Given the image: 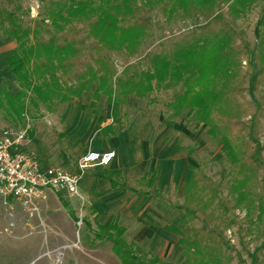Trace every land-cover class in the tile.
Here are the masks:
<instances>
[{
    "label": "trees",
    "instance_id": "1",
    "mask_svg": "<svg viewBox=\"0 0 264 264\" xmlns=\"http://www.w3.org/2000/svg\"><path fill=\"white\" fill-rule=\"evenodd\" d=\"M261 1L260 34L257 53L253 57L258 67L253 89H258L260 78H264V0H146L142 8L147 14L161 9L167 22L193 20L196 27L175 45L171 54L147 55L142 60L147 65L145 69L141 64H129L152 30L149 15L137 17L134 0L53 3L54 9L48 14L55 33L42 24L24 28L16 11L0 8V29L17 43L8 66L24 88L17 96L1 88L0 111L7 119L16 118L23 122V102L29 91H34L46 103L56 99L71 103L95 85L90 108L101 126L105 123L106 106L112 107V123L102 132L114 135L116 127L124 129L123 111L129 105L130 97L147 99L155 91H171L172 100L167 104L168 120L183 119L188 124L194 123L195 129L201 124L209 128L212 140L222 144L225 151L234 207L247 211L251 224L256 226L253 228L262 227L264 230V194L255 189L261 168L256 155L254 158L248 150L250 146L244 135L248 129L242 122L245 110L237 102V95L242 94L243 76L240 82L234 83L241 77V59L248 56L251 49L248 35L239 22ZM77 20L88 22L87 38L95 41L93 58L84 62L81 61L87 57L85 47L82 49L84 40L70 38L60 44L58 36L53 35L74 30L69 26ZM45 34L53 36L44 41ZM133 35L137 39L134 40ZM114 54L126 57L120 75L111 58ZM74 68L78 71L75 70L71 78L73 83L64 84L58 76L59 71L69 76V70ZM262 98L264 101V94ZM235 139L242 144L236 143ZM202 173L196 166L189 165V179L184 185L181 210L190 233L185 234L175 226L167 229L180 237L179 244L185 256L181 264H230L215 232L217 226L198 227L194 223L197 213H204L205 221L210 222L215 216L213 199L211 196L206 199L204 192L208 184L205 178L198 179ZM208 208L211 209L209 214L206 213ZM220 208L223 209L221 212L227 210L226 207ZM124 231L115 218L108 226L99 227L96 240L111 239L112 250L122 264H172L139 250L136 244L124 238Z\"/></svg>",
    "mask_w": 264,
    "mask_h": 264
},
{
    "label": "rangeland",
    "instance_id": "2",
    "mask_svg": "<svg viewBox=\"0 0 264 264\" xmlns=\"http://www.w3.org/2000/svg\"><path fill=\"white\" fill-rule=\"evenodd\" d=\"M145 1L134 0L138 18L149 15L142 8ZM64 2L67 0H0V8L16 11L17 19L24 28H33L36 24H42L55 33L48 11L54 9L51 4ZM262 8L263 2L261 1L239 22L248 35L251 49L250 54L241 59V77L234 83L240 82L243 76L242 94L237 95V102L245 110L242 122L248 129L244 134L246 143L250 146L248 150L254 158L256 155V161L261 168L255 189L264 194V181L262 180L264 177V101L262 100L264 78H260L258 89H253V79L258 72L253 57L257 53ZM149 17L152 22L150 36L142 41L141 49H137L136 56L131 57L129 62V64H141L144 69L147 65L142 60L147 55L161 52L171 54L175 45L186 38L196 27L193 20L179 23L167 22L161 9L151 13ZM69 27L74 30L68 31L67 34L53 35L58 36L57 40L60 44L64 39L76 38L81 42L84 40L85 44L83 43L82 49L85 47L87 57L86 59L83 57L81 61L91 60L94 56L95 41L87 38L88 22L77 20ZM53 35L45 34L44 41H48ZM133 38L135 40L137 36L133 35ZM16 47V41L12 37L5 36L0 29V89L6 88L13 96L19 95L24 89L8 66V59ZM111 58L120 75L126 57L114 54ZM75 70L77 69L69 70L71 71L69 76L59 71L58 76L64 84L71 85ZM95 89L96 86L93 85L89 92L83 94L82 100L78 99L76 105L73 101L61 103L57 99L46 103L41 101L34 91H29L23 102L25 105L23 122H19L16 118L7 119L3 111H0V141L10 139L13 148L20 149L21 147L20 150H23L31 144L29 132L34 128L36 121L44 119L48 122L50 118L58 121L53 115L62 116L60 118L65 120L63 116L69 113L70 115L75 113L73 117H77L80 123L79 135L76 137L82 138L84 147L91 140L95 148L100 150L103 142L106 143L105 138L119 135L116 143H110L112 146L119 144L117 145L119 146V166L127 168L128 171L131 170V153L133 149H136L137 153H142L138 156L141 161L138 169L146 168L144 173L130 172L129 175L127 172L124 178L118 179L125 193L119 189L111 193L112 200L126 205L123 209L121 223L125 228L124 237L128 242H136L144 253L157 255L164 262L172 264H181L185 256L179 244L180 237L167 231L166 227L175 226L185 234L190 233V228L183 221L184 213L181 207L184 202V185L189 177V165H194L203 172L198 175V179L202 181L205 178L208 184L204 188L205 196L206 199L212 197V207L215 210V216H212L211 222L205 221L204 213H197L198 218L194 222L195 225L210 228L217 226V229L214 227L215 232L221 239V246L224 247L223 253L230 264H264V230L262 227L253 228L256 226L251 224L247 211L234 207V199L232 201V196H230V168L226 161L225 151H223L222 144L212 140L208 132L209 128L201 124L199 129H195L194 123L193 125L188 124L183 119L169 121L167 104L172 100V93L161 90L155 91L147 99L130 97L129 105L123 111L125 114L124 129L118 130L119 126L116 127L114 135L107 131L102 132L104 127L101 129L102 126H99L97 116L90 108ZM111 111L112 107L107 105L104 114L105 125L112 121ZM68 128L71 126L69 125L67 130ZM99 129L102 133L100 135L98 134ZM56 132L61 138L67 135H70L71 140L75 138L71 131L67 134L63 130ZM45 135L47 136L46 131ZM235 142L242 144L236 139ZM146 146L151 148L148 152ZM84 153H87L86 150L79 152L80 156ZM161 154L164 155L163 160L148 166L145 164H148L153 156L161 157ZM153 167L156 169L155 186L140 184L139 179L144 174L151 176ZM99 171L104 172V170ZM210 181L211 185H209ZM104 185L108 186L107 183L99 185L95 194H98L97 190L99 192L104 190L106 188ZM64 192L61 191L57 195L66 209L69 203L72 204L70 206L73 211L68 212L72 220H62L57 230L56 225L54 227L49 223L43 225L39 219H34L33 227H26L23 224L24 229L19 235H16L13 227L0 228V264H122L112 252V240L105 238L103 241H97L95 239L98 235L96 228L98 218L95 217L96 212L91 210L88 198L81 194L72 197ZM9 201H11V206H7L9 215H17L27 220L28 217L23 210L13 200ZM94 201L100 202L98 207L103 212V215L101 214L103 219L107 221L111 214L108 213L107 208L100 205L109 203V201L106 202L100 197H95L91 203ZM0 204L3 205L1 198ZM219 207H226L227 210L221 212L220 210L223 209ZM192 210L196 211L195 208ZM112 211L115 214L121 212L115 208ZM210 212L211 209L208 208L206 213ZM93 240L96 241L94 244Z\"/></svg>",
    "mask_w": 264,
    "mask_h": 264
},
{
    "label": "crops",
    "instance_id": "3",
    "mask_svg": "<svg viewBox=\"0 0 264 264\" xmlns=\"http://www.w3.org/2000/svg\"><path fill=\"white\" fill-rule=\"evenodd\" d=\"M82 97V96H81ZM77 98L75 102V105L77 104L76 102H78L79 100H82V98ZM85 98V97H84ZM79 99V100H78ZM61 112H59L60 114ZM53 115V114H51ZM56 116L58 121L55 120V118H50L51 120L48 119V122L44 119H41L39 121H36V123L34 124V128L31 129L30 131V145H28L26 148H24L23 150H20L18 147H14L12 148V152L13 153H32L37 155L40 160H41V164L43 168H48V167H57V168H62L65 171L68 172H75L76 168H77V162L78 160L85 154H82L80 156L79 152L82 150H86V152H88L89 150H94L97 152H109V151H114L116 153L115 159L114 161L105 168H95L90 170L87 174L86 177H84V179L81 181L80 186H79V195L81 194L82 196H85L88 198V201L90 203V208L91 210L94 212H96V228L98 229V234H99V227H105L108 226L115 218H118V224L120 227L124 228L121 223H122V217H123V209L125 208V204H122V202H117L112 200L111 197V193L113 192H117L118 189L121 190V192H124V189L122 187L120 183V181L118 179H122L125 177V174L128 172L130 175V172H133V174H137L140 172H145V169H138V167L141 164V161L138 159V156H140V154L142 153H137L136 149H133V152L131 153V158H130V164H131V170H127V168H121L119 166V162H118V158H119V144H116L115 146H112L110 143L111 142H117V137H113V138H103L106 143L103 142V146L102 148L96 149L95 148V144H93L91 142V140L89 141L88 145L86 144V146L84 147V145L82 144V138L81 137H76L78 136V130L80 129V123L77 119V117H73L74 115H70L67 114L66 116H63L65 118V120H62V116H58V115H53ZM111 119H112V114H111ZM106 123V120H105ZM105 123L103 125H99L101 127V129L103 127H106L107 125H110L112 123H108L105 125ZM55 125L57 126L55 128ZM71 126V128H68V126ZM64 127V128H63ZM101 129H99L98 134H102L101 133ZM57 130H63V132H65V134H67L69 131H71V134H73L75 136L74 139H70V135L65 136L64 138H61L60 135H57ZM45 131L47 133V136L45 135ZM56 132V133H55ZM62 133V132H61ZM124 134V132H122ZM63 134V133H62ZM147 147V152L151 149L150 146H146ZM89 148V149H88ZM88 150V151H87ZM131 150V149H130ZM164 159V155L161 154V157L158 156H153L152 159L150 160V162L147 164L145 163L147 166L149 164H156L158 161H161ZM144 164V165H145ZM142 165V166H144ZM146 166V167H147ZM99 170H104V172H100ZM151 176L148 177L146 174H144L140 179H139V183H145V185H149L151 187H154L156 184V169L155 167L152 168L151 170ZM154 178V180L152 181V179ZM189 179V177H188ZM188 181V180H187ZM186 181V182H187ZM185 182V183H186ZM104 183H107V185H104L106 188H104V190H101V192H99V190L96 191L95 194V190L99 185H102ZM184 191V190H183ZM57 193L59 192H55L53 190H48L47 191V195H48V200L42 204V213L40 215V218H37L35 220H38L42 222L43 225H45L44 223H49L51 224L53 227L55 226V228H57V230L59 229V225L61 223L62 220H72L71 218H69L68 212H72L73 209L70 205H72L71 203L68 204V208L66 209L60 202V198L58 197ZM65 193V192H64ZM67 194V193H65ZM100 197L106 200V202L109 201V203H103L102 207L107 208L108 213L111 214V216L109 217V219L106 221L103 218V212L100 211V207H98V204L100 203L99 201H94V203H91L93 201V199L95 197ZM1 200L3 201V205L0 204V228H4L6 226H13V230L15 231L16 235L20 234V231H22V229H24V226L26 225V227L29 225L31 227H33V223L32 222L34 219H21L19 216L17 215H9V209L7 206H11V201H5L4 199L1 198ZM110 206V207H108ZM116 209L117 211H121L117 214H115L112 209ZM74 214V213H73ZM102 214V215H101ZM28 217V216H27ZM74 219V218H73ZM25 227V228H26ZM62 228V227H61ZM167 229V227H166ZM125 230V228H124ZM167 231H169L167 229ZM125 232V231H124ZM171 232V231H169ZM173 233V232H172ZM124 236V234H123ZM125 238V237H124ZM96 239V237H95ZM111 240V239H110ZM127 240V239H126ZM93 244L96 241H92ZM134 244H136V246L139 248L138 244L136 242H132ZM140 250V248H139ZM113 252V250H112ZM114 254V253H113ZM120 261V260H119Z\"/></svg>",
    "mask_w": 264,
    "mask_h": 264
},
{
    "label": "built area",
    "instance_id": "4",
    "mask_svg": "<svg viewBox=\"0 0 264 264\" xmlns=\"http://www.w3.org/2000/svg\"><path fill=\"white\" fill-rule=\"evenodd\" d=\"M12 145L10 139L0 141V198L13 200L29 219L40 218L48 190L78 196L86 174L95 168L108 167L116 156L114 151L89 150L79 159L76 171L68 172L57 167L43 168L37 155L13 153Z\"/></svg>",
    "mask_w": 264,
    "mask_h": 264
}]
</instances>
